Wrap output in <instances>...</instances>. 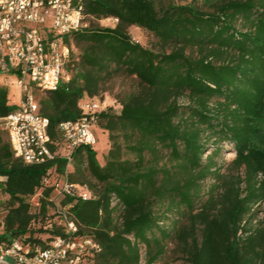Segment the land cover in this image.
Listing matches in <instances>:
<instances>
[{"label":"trees","instance_id":"16d2710c","mask_svg":"<svg viewBox=\"0 0 264 264\" xmlns=\"http://www.w3.org/2000/svg\"><path fill=\"white\" fill-rule=\"evenodd\" d=\"M83 5L88 27L64 37L78 48L66 67L69 78L38 102L48 118L50 149L63 144L60 123L79 118L84 99L102 101L113 76L138 83L119 98L118 111L109 106L95 113L109 141L104 163L94 145L72 152L68 179L92 196L62 203H71L78 225L73 235L100 246L87 258L92 264H154L173 242L188 264H264V217L253 224L254 206L264 202V148L255 144L258 121L264 122V0H215L212 10L176 0ZM110 17L118 19L114 25H98ZM132 26L151 33L163 50L135 42ZM183 96L187 103L179 101ZM15 108L0 86V117ZM211 139L233 144L235 175L224 177L212 154L202 158ZM67 162L25 163L0 128V189L8 195L0 243L22 238L43 248L51 237L68 235L52 221V186L43 181L58 178ZM209 176L216 184L198 206ZM36 192L39 204L32 210L28 198ZM170 214L175 218L168 226ZM35 221L41 224L33 227Z\"/></svg>","mask_w":264,"mask_h":264},{"label":"built area","instance_id":"2783aa9c","mask_svg":"<svg viewBox=\"0 0 264 264\" xmlns=\"http://www.w3.org/2000/svg\"><path fill=\"white\" fill-rule=\"evenodd\" d=\"M83 4L84 0H0V71L16 74L20 88L19 100H13L16 108L0 117V128L7 133L14 155L25 163H42L56 157L69 162L76 147L95 143L92 128L95 113L103 110L101 101L84 99L80 103L83 114L60 123L63 144L58 150H51L48 118L40 113L34 94L35 89L53 90L69 78L66 67L74 51L64 37L88 27ZM117 20L110 17L102 21L110 22L111 26ZM43 181L52 186L54 193L49 198L52 221L68 235L51 237L43 248L22 238L0 243V264H80L88 253L100 250L94 239L73 235L78 225L70 212L71 203H62L67 197L89 199L91 192L70 181L65 172L52 181L48 178Z\"/></svg>","mask_w":264,"mask_h":264},{"label":"rangeland","instance_id":"374dc122","mask_svg":"<svg viewBox=\"0 0 264 264\" xmlns=\"http://www.w3.org/2000/svg\"><path fill=\"white\" fill-rule=\"evenodd\" d=\"M179 2H189L193 3L195 5L200 6L202 9L212 10V3L215 0H176ZM110 22L108 21H99L98 25L100 26H110ZM129 35L133 36L138 40V42L147 48L152 49L153 51H161L163 50L162 45L158 42V40L148 31L138 28V27H130ZM73 51L74 53L78 51V48L73 44ZM166 51H170V47L165 48ZM187 54L190 55H196L194 49L187 48L186 50ZM17 81V75L14 73H7L4 71H0V86H5L9 93V102H13L15 100L16 102L20 98V88L16 84ZM138 88L137 80L134 77L126 76L123 74L115 75L111 79H109L103 86V91L101 92V95L103 97L102 101L100 102V108L105 109L106 107L111 106L115 111L119 110V98L125 94H128L130 92L136 91ZM35 97L37 101L39 102L40 98L45 97L46 93L44 91H41L39 89L34 90ZM98 98V97H97ZM95 98L97 101L99 99ZM181 103H187L188 98L186 96H183L179 100ZM214 102L210 103V106H213ZM258 127L260 129V134L255 139V144L257 146L264 148V122L258 121ZM93 132L95 134V143L94 148L97 154V159L100 164L104 163V155L109 148V141L107 138V133L105 131L100 130L97 128L96 125L93 126ZM211 139L209 141V147H207V150L203 153L202 158H206L210 154L213 155V160L217 167H220V172L224 175V177H229L230 175H235L237 171L232 168L230 161L234 157V149L233 144L229 141H223L220 140L218 142L212 141ZM216 142V143H215ZM217 148V150H215ZM215 150V151H214ZM216 152V153H214ZM73 161L67 162V164L64 167V172L68 175L73 170L72 166ZM63 172V173H64ZM241 173V170L239 171ZM62 173H59L61 175ZM3 177H0V180H3ZM216 184L214 182L212 177H207L201 182V190H200V196L197 202V205L199 206L203 200L207 198V196L210 193V190L212 187ZM221 185V183L219 184ZM221 188H216L214 190V194L217 196L220 193ZM39 197L40 193L36 192L35 194L31 195L28 198V201L31 204L32 210H37V206L39 204ZM50 197H54V193H51ZM8 199V195L5 194L0 189V233L3 231V216L5 214L4 209V202ZM55 200H57L55 198ZM60 200V198H58ZM174 214H170L169 218L164 222L166 225L170 226L172 220L175 218ZM254 216L256 220L253 222V224H257L259 220H261L264 217V202H260L256 206H254ZM184 222V220L182 221ZM41 223L38 221H35L33 223V227H38ZM43 238H45V235H41ZM141 256H142V262L144 259V249L141 248ZM80 264H92V260L87 258L85 256ZM154 264H188L185 262L184 259H182L177 252L176 246L173 242H169L167 244L166 250L164 254L157 259V261Z\"/></svg>","mask_w":264,"mask_h":264}]
</instances>
